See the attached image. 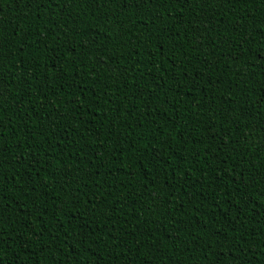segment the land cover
I'll use <instances>...</instances> for the list:
<instances>
[{"label": "trees", "instance_id": "trees-1", "mask_svg": "<svg viewBox=\"0 0 264 264\" xmlns=\"http://www.w3.org/2000/svg\"><path fill=\"white\" fill-rule=\"evenodd\" d=\"M0 264H264V0H0Z\"/></svg>", "mask_w": 264, "mask_h": 264}]
</instances>
